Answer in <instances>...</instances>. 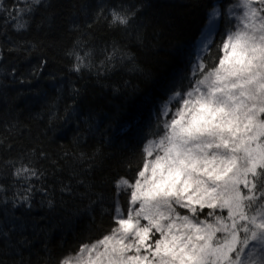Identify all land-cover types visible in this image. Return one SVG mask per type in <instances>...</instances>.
I'll list each match as a JSON object with an SVG mask.
<instances>
[{"label":"trees","instance_id":"16d2710c","mask_svg":"<svg viewBox=\"0 0 264 264\" xmlns=\"http://www.w3.org/2000/svg\"><path fill=\"white\" fill-rule=\"evenodd\" d=\"M232 3L42 0L21 31L0 13V264H59L111 231L115 181L136 178L161 106L187 89L209 12L221 11L219 43ZM113 8L136 15L110 26ZM70 52L90 66L74 71ZM22 165L38 176L15 177Z\"/></svg>","mask_w":264,"mask_h":264},{"label":"snow or ice","instance_id":"6c2138e0","mask_svg":"<svg viewBox=\"0 0 264 264\" xmlns=\"http://www.w3.org/2000/svg\"><path fill=\"white\" fill-rule=\"evenodd\" d=\"M41 4L17 0L9 10L0 0V13L21 31ZM227 7L229 26L215 43L221 11L213 6L187 89L172 91L161 106L136 178L115 181L111 231L59 264H81L85 251L90 264H264V0ZM135 15L113 8L110 26L126 27ZM118 53L113 48L107 61ZM68 55L74 71L90 66L89 53ZM13 175L38 176L27 165ZM19 199L31 207L29 196ZM205 208L211 211L201 219Z\"/></svg>","mask_w":264,"mask_h":264},{"label":"rangeland","instance_id":"374dc122","mask_svg":"<svg viewBox=\"0 0 264 264\" xmlns=\"http://www.w3.org/2000/svg\"><path fill=\"white\" fill-rule=\"evenodd\" d=\"M256 6L259 7L258 3L256 4ZM217 7H218V6H217ZM237 11H239V9H237ZM226 12L228 13V12H229V9H227ZM210 15H211V11L209 12L208 21H207V23H206L207 25H206V27H205L203 33H205V31L208 29V27H209V25H210V23H211ZM217 21H218V18L216 19L215 23H216ZM234 23H235V21H234ZM200 39H201V38H200ZM178 211L184 213V211H180L179 209H178ZM143 223H147V222H146V221H143ZM157 236H158V234H157ZM94 255H95V254L93 253V256H94ZM81 264H90V262H89V255H88L87 251H85V253L83 254V258H82Z\"/></svg>","mask_w":264,"mask_h":264}]
</instances>
